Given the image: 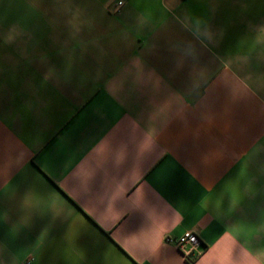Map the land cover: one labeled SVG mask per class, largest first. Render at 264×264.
<instances>
[{
	"label": "crops",
	"instance_id": "crops-1",
	"mask_svg": "<svg viewBox=\"0 0 264 264\" xmlns=\"http://www.w3.org/2000/svg\"><path fill=\"white\" fill-rule=\"evenodd\" d=\"M0 264H264V0H0Z\"/></svg>",
	"mask_w": 264,
	"mask_h": 264
},
{
	"label": "built area",
	"instance_id": "built-area-1",
	"mask_svg": "<svg viewBox=\"0 0 264 264\" xmlns=\"http://www.w3.org/2000/svg\"><path fill=\"white\" fill-rule=\"evenodd\" d=\"M123 5V2H119L114 8V12H119ZM192 236L198 239H191ZM166 241L174 243L188 261H194L203 252V249H201V240L195 232H186L177 238H166Z\"/></svg>",
	"mask_w": 264,
	"mask_h": 264
},
{
	"label": "snow or ice",
	"instance_id": "snow-or-ice-1",
	"mask_svg": "<svg viewBox=\"0 0 264 264\" xmlns=\"http://www.w3.org/2000/svg\"><path fill=\"white\" fill-rule=\"evenodd\" d=\"M191 239H194V240H195V239H198V238H197V237H195V236H192V237H191Z\"/></svg>",
	"mask_w": 264,
	"mask_h": 264
},
{
	"label": "trees",
	"instance_id": "trees-1",
	"mask_svg": "<svg viewBox=\"0 0 264 264\" xmlns=\"http://www.w3.org/2000/svg\"><path fill=\"white\" fill-rule=\"evenodd\" d=\"M190 262H192V263H193V261H190Z\"/></svg>",
	"mask_w": 264,
	"mask_h": 264
}]
</instances>
